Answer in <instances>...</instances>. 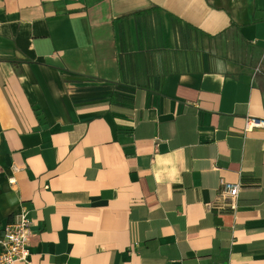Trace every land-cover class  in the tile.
Returning a JSON list of instances; mask_svg holds the SVG:
<instances>
[{"label":"crops","instance_id":"crops-1","mask_svg":"<svg viewBox=\"0 0 264 264\" xmlns=\"http://www.w3.org/2000/svg\"><path fill=\"white\" fill-rule=\"evenodd\" d=\"M249 118L264 0H0V229L30 210L29 264H264Z\"/></svg>","mask_w":264,"mask_h":264},{"label":"built area","instance_id":"built-area-1","mask_svg":"<svg viewBox=\"0 0 264 264\" xmlns=\"http://www.w3.org/2000/svg\"><path fill=\"white\" fill-rule=\"evenodd\" d=\"M254 126H264V121L249 118L245 122L244 131H248ZM12 169L16 170L17 167L13 166ZM7 179L10 183L15 181L13 175L8 176ZM240 187L238 182H229L221 178L216 201L209 206L220 209H235ZM30 227V210L21 206L20 212L0 229V264H29ZM217 264L229 263L219 262Z\"/></svg>","mask_w":264,"mask_h":264}]
</instances>
